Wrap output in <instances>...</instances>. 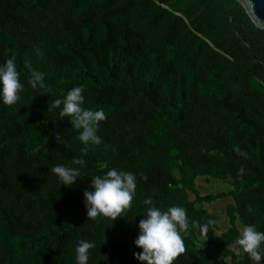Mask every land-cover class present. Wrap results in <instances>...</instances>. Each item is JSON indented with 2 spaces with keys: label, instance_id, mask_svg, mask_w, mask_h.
Listing matches in <instances>:
<instances>
[{
  "label": "trees",
  "instance_id": "1",
  "mask_svg": "<svg viewBox=\"0 0 264 264\" xmlns=\"http://www.w3.org/2000/svg\"><path fill=\"white\" fill-rule=\"evenodd\" d=\"M12 56L24 91L0 96V264H77L80 240L95 243L88 264H141L146 199L187 211L174 264H253L227 249L242 224L264 231V29L239 1L0 0V65ZM26 64L50 91L29 86ZM81 85L83 107L107 116L87 154L52 107ZM73 158L86 163L66 187L50 169ZM110 169L135 175L131 209L88 219L84 192ZM203 177L231 189L202 195ZM229 198L220 231L204 205ZM193 220L213 221L207 236Z\"/></svg>",
  "mask_w": 264,
  "mask_h": 264
},
{
  "label": "clouds",
  "instance_id": "2",
  "mask_svg": "<svg viewBox=\"0 0 264 264\" xmlns=\"http://www.w3.org/2000/svg\"><path fill=\"white\" fill-rule=\"evenodd\" d=\"M15 56L8 58L0 65V96L3 103L11 106L20 100V93L24 91V85L20 80L15 63ZM29 68L28 84L33 90L50 91L45 83L43 72ZM84 87L76 86L69 90L63 99L54 100L52 107L61 109L59 117L61 120L68 118L72 128L80 130L78 139L85 145L81 152L87 154L91 144L99 146L102 139L97 135L99 123L105 121L107 116L100 110H91L83 107L85 103ZM61 105L63 106L61 108ZM55 139L62 144L61 134L55 133ZM238 154L245 155L244 153ZM82 158H73V166H54L51 173L58 176L63 186L71 187L77 178L81 177L80 169L85 166ZM80 166V167H75ZM241 173L243 169L240 170ZM94 191H85L84 200L88 219L99 216L110 218L115 221L118 217L131 209L136 194V177L130 172L110 169L103 176L97 175L91 179ZM145 205H149L145 219L139 222V235L134 241L136 247L142 252L135 253L134 257L141 264H174V261L186 252L184 237L188 235L189 219L187 211L181 206L169 207L166 211L151 206L153 201L146 199ZM213 224L209 220L205 224L199 221H191V227L198 229L202 235L207 236L209 227ZM264 231H258L255 225H241L238 238L227 244V249L237 255L241 252L248 255L253 264H260L264 260ZM95 247L92 241L80 240L75 248L77 264H88L90 250Z\"/></svg>",
  "mask_w": 264,
  "mask_h": 264
},
{
  "label": "rangeland",
  "instance_id": "3",
  "mask_svg": "<svg viewBox=\"0 0 264 264\" xmlns=\"http://www.w3.org/2000/svg\"><path fill=\"white\" fill-rule=\"evenodd\" d=\"M195 185L197 190L200 191L202 195L227 192L231 189L229 182L211 179L209 177L198 178ZM190 197L193 199L192 195ZM228 201L232 202L233 199H222L212 204L204 205V207L214 215L215 222L219 225L220 231H223L228 226L227 217L225 214V206L227 203H230Z\"/></svg>",
  "mask_w": 264,
  "mask_h": 264
},
{
  "label": "water",
  "instance_id": "4",
  "mask_svg": "<svg viewBox=\"0 0 264 264\" xmlns=\"http://www.w3.org/2000/svg\"><path fill=\"white\" fill-rule=\"evenodd\" d=\"M239 1L252 22L264 29V0H237Z\"/></svg>",
  "mask_w": 264,
  "mask_h": 264
}]
</instances>
